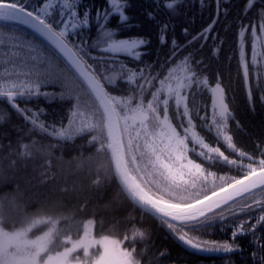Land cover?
<instances>
[{
	"label": "snow or ice",
	"instance_id": "6c2138e0",
	"mask_svg": "<svg viewBox=\"0 0 264 264\" xmlns=\"http://www.w3.org/2000/svg\"><path fill=\"white\" fill-rule=\"evenodd\" d=\"M81 2L45 0L41 6L36 0H0V101L23 116L31 125L26 135L32 136L29 143L20 139L7 168L0 163V184L14 179L17 166L27 167L29 161L43 160L45 171L41 175H46L53 158L63 159L55 156L57 149L62 153L67 142L86 137L94 151L86 158L83 154L74 157L75 167L94 172L91 183L97 188L115 181L120 203L130 205L127 219L134 221L137 212L141 221L146 216L153 218L175 241L196 253L231 254L239 250L238 244L227 240L190 234L211 233L217 225L221 231L231 228L233 241L251 233L258 242L256 230L264 227V148L253 155L234 142L230 121L235 117L219 78L210 86L207 77H201L193 67L191 54L175 62L181 50L175 38L170 56L153 71V65L142 60L150 41L139 35L119 36L121 30L135 27L126 14L127 0H108L110 8L98 10L95 17L89 9L80 14ZM181 2L168 0L164 7L172 13ZM255 2L248 0L246 11ZM219 5L217 0L218 11ZM147 15L155 19L154 13ZM112 17H118V27L109 26ZM259 17V35L257 25L251 28V64L264 77V53L258 51V44L264 46V9ZM215 22L188 43L201 38L206 41ZM93 23L96 35L89 39ZM167 28V24L160 27L162 45ZM246 31L247 26L239 29V63L251 106ZM218 51L214 49L213 54ZM49 85L60 87V100L74 101L66 126L46 125L41 119L43 109L20 107V101L54 98L42 91ZM112 88L126 94L116 95ZM205 89L211 95L210 110L203 114L197 111L194 117L189 98ZM260 98L264 101V93ZM196 117L202 127L215 134L216 143L222 142L235 158L206 142ZM4 121L5 115L0 114V123ZM236 127H240L238 121ZM33 133L49 139L43 142ZM204 162L243 171L239 176H217ZM64 207L62 202L49 204L27 196L19 184L14 193L0 195V264H142L138 255L144 253L137 254L136 241H147L148 229L132 224L122 239L94 234L97 223L103 228V218L78 220L75 212H65ZM252 213H257L255 223L250 222ZM125 241L131 242L125 246ZM159 255L163 257L166 251ZM156 264L164 262L157 259ZM259 264H264V255L259 256Z\"/></svg>",
	"mask_w": 264,
	"mask_h": 264
},
{
	"label": "trees",
	"instance_id": "16d2710c",
	"mask_svg": "<svg viewBox=\"0 0 264 264\" xmlns=\"http://www.w3.org/2000/svg\"><path fill=\"white\" fill-rule=\"evenodd\" d=\"M42 6L45 0H36ZM129 7L126 8V14L130 17V23L135 27L130 30H121L120 37L139 35L146 37L150 44L144 50L148 54L142 57L146 63L153 65V71L159 69V65L164 63L171 54V42L173 38L181 46V50L175 57V62L191 54V61L197 73L206 76L209 85L214 86L219 78L223 87H225L226 97L233 110L235 120L230 121V129L234 135V142L237 146L253 155H258L261 148H264V101L261 100V94L264 93V77L257 74L251 64V28L257 25V33L259 35V13L264 9V0H256L253 7L246 11L248 0H220L219 11L217 9V0H182L176 6V10L170 13L165 9L164 4L168 0H127ZM110 8L108 0H82L79 12L82 15L86 9L90 10V16L95 17L97 11H105ZM194 8H201L207 11L206 16L189 14ZM133 9H139V12L130 13ZM155 14V19H149L147 13ZM211 22L208 23V19ZM212 31L208 34V39L203 38L192 40L213 21ZM167 24L166 43L161 44L159 41L160 27ZM110 27H118V17H112L109 22ZM241 26H247L245 33V59L249 64L250 76L249 85L252 89L253 103L250 106L247 91L243 82V71L240 68L239 54V29ZM185 29L187 33H185ZM96 35V27L93 23L89 30V39ZM213 37L215 39H213ZM201 45H203L201 47ZM214 49H219L217 55H214ZM258 51L264 53V46L258 44ZM130 66H134V62L125 58ZM258 61L260 57L258 56ZM154 62V63H153ZM143 66V65H141ZM259 67V64L258 66ZM116 95H124L126 92L121 89H111ZM54 98L49 100L45 97L34 98L29 101H20V107L27 106L35 111L43 109L41 115L46 125L54 124L59 127L61 124L67 125V119L70 115V109L74 101L60 100L58 94L61 89L58 85H49L43 88ZM211 97L205 89L201 93H197L193 99L190 96L189 106L193 116L196 112L209 111ZM0 114L5 115V121L0 123V163L6 168L15 158L12 153L18 150L19 141L23 138V142H31L32 136L26 135L31 125L27 123L23 116L19 115L6 102L0 101ZM236 121L240 127H236ZM198 131L205 137L206 141L213 146L226 148L223 143H216L215 134L206 131L201 126V122L196 117ZM33 135L43 142L47 139L43 134ZM87 138H76L74 142H67L63 152L56 150L55 156H63V159H52L51 169L47 170L46 175H41L45 168H42L43 160H37L35 163L29 161L27 167L18 165V171L15 178L0 184V195L5 193H14L16 185L19 184L21 190L25 191L27 196H36L47 203L62 202L65 212H75L76 219L86 221L89 218L99 221L104 220L103 228L99 223L94 228V234L102 232L104 234L115 235L116 238H123V234L128 231L132 224L137 227L148 229L150 238L141 242L136 241L137 254L143 252L142 256L138 255L142 264H156L157 259L162 260L164 264H259V256L264 255V249L258 247V244L264 246V227L258 228L259 241L253 239L249 234L236 237L232 240L229 228L221 231L219 225L207 232H191L193 236H200L205 239H213L218 241H229L238 244L239 250L223 260L218 255H203L188 251L179 242L175 241L171 234L158 222L150 217H144L141 221L139 212L135 213L136 219H127L130 211V205L121 204L118 198V189L116 182L105 184L103 187L97 188L92 185L94 172L89 173L88 167L78 171L75 167L76 161L74 157H88L94 151L87 144ZM259 145V147H258ZM46 167V166H45ZM211 171L219 175H228L230 173L225 165L219 163L216 165H207ZM11 175V172L9 173ZM46 181V182H42ZM220 181L217 179V187ZM27 187H30L29 189ZM67 189V191H62ZM211 187L209 186V191ZM81 205H86L83 211H80ZM109 205V207H105ZM36 204L32 205L35 209ZM259 209L257 210V212ZM227 214V213H226ZM252 213L253 219L251 223H255V215ZM115 225V227H113ZM222 233H224L222 235ZM75 234V233H74ZM130 234V233H129ZM131 241H125V246ZM147 246V247H146ZM146 247V250H145ZM166 255L160 257L161 252ZM254 253L256 258L254 259ZM248 259H252L248 262Z\"/></svg>",
	"mask_w": 264,
	"mask_h": 264
},
{
	"label": "bare ground",
	"instance_id": "6f19581e",
	"mask_svg": "<svg viewBox=\"0 0 264 264\" xmlns=\"http://www.w3.org/2000/svg\"><path fill=\"white\" fill-rule=\"evenodd\" d=\"M139 12V9H133L130 13H136ZM189 14H196V15H200V16H206L207 15V11L201 9V8H194L193 10L189 11ZM206 14V15H205ZM211 22V19H208V23Z\"/></svg>",
	"mask_w": 264,
	"mask_h": 264
},
{
	"label": "rangeland",
	"instance_id": "374dc122",
	"mask_svg": "<svg viewBox=\"0 0 264 264\" xmlns=\"http://www.w3.org/2000/svg\"><path fill=\"white\" fill-rule=\"evenodd\" d=\"M206 142H207V141H206ZM221 150H222V149H221ZM222 151H224V150H222ZM225 154L228 155L226 152H225ZM233 158H235V157H233ZM197 161L200 162L199 160H197ZM27 188L29 189L30 187H27ZM249 235H252V234L249 233ZM219 257H220V256H219ZM251 260H252V259H248V262L251 261Z\"/></svg>",
	"mask_w": 264,
	"mask_h": 264
},
{
	"label": "water",
	"instance_id": "95a60500",
	"mask_svg": "<svg viewBox=\"0 0 264 264\" xmlns=\"http://www.w3.org/2000/svg\"><path fill=\"white\" fill-rule=\"evenodd\" d=\"M238 199H240V198H238ZM224 207H226V206H224ZM219 209H217V211H218Z\"/></svg>",
	"mask_w": 264,
	"mask_h": 264
}]
</instances>
